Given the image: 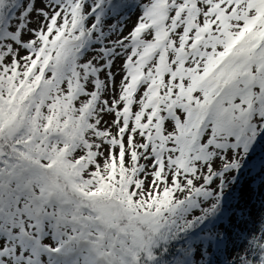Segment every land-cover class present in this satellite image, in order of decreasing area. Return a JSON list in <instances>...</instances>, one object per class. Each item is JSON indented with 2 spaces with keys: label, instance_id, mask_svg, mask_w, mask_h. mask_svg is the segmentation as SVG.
<instances>
[{
  "label": "snow or ice",
  "instance_id": "6c2138e0",
  "mask_svg": "<svg viewBox=\"0 0 264 264\" xmlns=\"http://www.w3.org/2000/svg\"><path fill=\"white\" fill-rule=\"evenodd\" d=\"M0 264H264V0H0Z\"/></svg>",
  "mask_w": 264,
  "mask_h": 264
}]
</instances>
